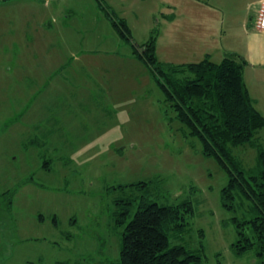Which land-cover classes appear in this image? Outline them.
<instances>
[{"label":"rangeland","instance_id":"1","mask_svg":"<svg viewBox=\"0 0 264 264\" xmlns=\"http://www.w3.org/2000/svg\"><path fill=\"white\" fill-rule=\"evenodd\" d=\"M106 1L131 42L97 0H0V264H111L125 229L118 214L128 207L130 220L144 197L190 201L186 229L169 239L201 264H257L253 250L233 249V218L248 219L251 202L224 206L226 169L134 52L154 34L162 62H220L241 48L227 34L249 20L252 0H211V16L175 14L180 0ZM256 137L264 144V129ZM232 149L246 171L256 166L255 147Z\"/></svg>","mask_w":264,"mask_h":264},{"label":"trees","instance_id":"2","mask_svg":"<svg viewBox=\"0 0 264 264\" xmlns=\"http://www.w3.org/2000/svg\"><path fill=\"white\" fill-rule=\"evenodd\" d=\"M97 2L118 34L131 42L133 36L127 21L106 0ZM134 47L177 119L190 135L199 139L203 153L216 158L226 169L224 206L234 210L238 195L251 202L248 219L233 218L239 234L233 249L238 254L253 250L257 264H264V144L256 137L264 129V115L257 109L245 80L249 62L235 52L226 53L220 62L213 61L209 54L198 62H162L154 34ZM244 144L257 149L256 166L251 171H246L233 155L232 147ZM187 210L192 211L188 200L162 205L144 197L129 220L130 209L125 207L117 220L125 224L122 248L119 258L111 264H201L202 256L197 252L170 243V231L186 229Z\"/></svg>","mask_w":264,"mask_h":264},{"label":"crops","instance_id":"3","mask_svg":"<svg viewBox=\"0 0 264 264\" xmlns=\"http://www.w3.org/2000/svg\"><path fill=\"white\" fill-rule=\"evenodd\" d=\"M261 1L252 0L250 6L253 5L254 10L249 15V20H245L241 28H238L235 33L231 29L229 34H227V39L228 36H234L235 34L236 44L241 46V48L227 47L225 49L227 50L226 53L235 52L249 62L245 68V80L250 94L255 100L257 109L264 115V31L258 30L255 26V18ZM198 5L202 6L198 7ZM169 6L173 7L175 14H184L186 16L195 15L199 11H206L210 16L219 12L218 6L211 0L206 2L202 0H180L178 3H173Z\"/></svg>","mask_w":264,"mask_h":264},{"label":"built area","instance_id":"4","mask_svg":"<svg viewBox=\"0 0 264 264\" xmlns=\"http://www.w3.org/2000/svg\"><path fill=\"white\" fill-rule=\"evenodd\" d=\"M255 26L258 28V30L264 31V0H262L259 4L255 18Z\"/></svg>","mask_w":264,"mask_h":264}]
</instances>
